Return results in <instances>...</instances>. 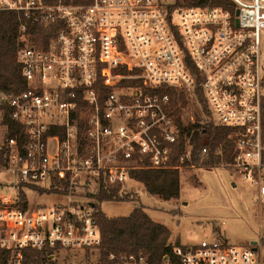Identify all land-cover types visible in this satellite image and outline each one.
<instances>
[{
	"label": "built area",
	"instance_id": "1",
	"mask_svg": "<svg viewBox=\"0 0 264 264\" xmlns=\"http://www.w3.org/2000/svg\"><path fill=\"white\" fill-rule=\"evenodd\" d=\"M231 1L233 10L170 9L159 0H0V11L18 15L25 84L17 93L0 92V174L8 176L0 179L1 264H55L63 252L94 249L95 211L77 197L80 190L126 185L137 169L149 170L151 181L156 169L193 167L185 163L191 146L185 134L180 145L176 116L183 125L193 122L185 108L202 112L198 94L207 120L232 129L230 164L264 201V0ZM34 25L54 34L37 39ZM100 88L107 89L102 97ZM146 88L181 92L187 104ZM10 123L21 131L9 135ZM207 156L202 147L200 157ZM54 179L64 182L66 201L21 208L17 180L46 188ZM260 243L237 247L214 230L174 246L161 264H262ZM108 258L149 264L141 252Z\"/></svg>",
	"mask_w": 264,
	"mask_h": 264
},
{
	"label": "trees",
	"instance_id": "2",
	"mask_svg": "<svg viewBox=\"0 0 264 264\" xmlns=\"http://www.w3.org/2000/svg\"><path fill=\"white\" fill-rule=\"evenodd\" d=\"M221 5L233 10L234 4L231 0H175L169 6L170 9L176 7ZM18 15L13 11H0V92L17 93L25 88L21 77V67L17 61L18 49ZM38 38L47 39L54 34L52 28H42L34 25L32 27ZM100 87V86H99ZM101 97L107 89L100 88ZM146 92L163 93L167 92L173 105L180 101L181 105L187 104L183 93L171 89H145ZM198 101L202 107V112L194 114V121L186 125L181 124L179 117L176 116V124L180 131V145L183 143V135L189 137L191 146V157L186 165H196L202 167H217L223 163H231L233 153V142L228 137L232 129L225 126L214 125L206 120L208 111L205 107L203 98L198 94ZM176 109L175 114L177 115ZM21 127L15 123H10L9 135L20 132ZM261 143L263 146L264 160V91L262 96V133ZM202 147H207L209 156L200 157ZM219 149V154L214 151ZM181 146H179V151ZM176 161V155L172 157V162ZM150 173L147 169H137L130 172L131 182L141 185L148 195H156L162 200L177 199L180 194L179 170L175 168H160L153 171V179L146 180ZM126 185H105L97 184L92 192L87 195L94 199L93 208L95 219L99 228L100 242L93 248L99 253V264H112L108 256L110 253L127 252L143 253L149 264H161L165 254L172 255L174 246L180 245L179 240L171 241V231L169 228L150 218L143 206H134L131 212L125 216H108L102 212L99 203L104 200H121L127 195L132 194L131 188ZM38 189L40 192L60 193L65 192V184L54 179L46 188L37 184L25 183L21 180L16 181V195L20 201L21 208L28 207V197L25 189ZM39 207V206H35ZM89 251V248L85 250ZM7 256H0L5 260Z\"/></svg>",
	"mask_w": 264,
	"mask_h": 264
},
{
	"label": "rangeland",
	"instance_id": "3",
	"mask_svg": "<svg viewBox=\"0 0 264 264\" xmlns=\"http://www.w3.org/2000/svg\"><path fill=\"white\" fill-rule=\"evenodd\" d=\"M159 1L164 7H169L175 0ZM262 50L261 67L264 69V32ZM191 111L195 114L194 104L185 108L186 114ZM5 175L0 174V179H6L8 176ZM251 176L255 178L257 172L252 171ZM179 179L180 194L177 199L162 200L156 195H148L141 185L129 181L125 187L135 189L132 194L121 200H104L99 206L108 216H125L134 206H143L152 220L169 228L171 241L179 240L181 243L199 242L203 237H210L212 230L222 232L237 247H247L251 240L258 241L260 237L259 255L264 264V201L258 197L257 188L243 178L239 169L230 163L213 168L194 165L181 168ZM90 189L93 191V187ZM25 191L30 207H49L67 200L60 193L40 192L32 188ZM87 192L80 190L77 197L94 202ZM55 261V264H99V253L95 249L88 252L69 250L58 254Z\"/></svg>",
	"mask_w": 264,
	"mask_h": 264
},
{
	"label": "crops",
	"instance_id": "4",
	"mask_svg": "<svg viewBox=\"0 0 264 264\" xmlns=\"http://www.w3.org/2000/svg\"><path fill=\"white\" fill-rule=\"evenodd\" d=\"M259 226H260V223H259ZM261 227V226H260ZM213 231V230H212ZM211 231V232H212ZM253 241H255V239H253V240H251L250 242H249V244H251ZM181 243V242H180ZM181 244H187V243H181ZM190 244H192V243H190Z\"/></svg>",
	"mask_w": 264,
	"mask_h": 264
},
{
	"label": "water",
	"instance_id": "5",
	"mask_svg": "<svg viewBox=\"0 0 264 264\" xmlns=\"http://www.w3.org/2000/svg\"><path fill=\"white\" fill-rule=\"evenodd\" d=\"M90 206H93V203L92 202H90ZM251 244H256V241H253ZM253 249H255V248H253Z\"/></svg>",
	"mask_w": 264,
	"mask_h": 264
}]
</instances>
